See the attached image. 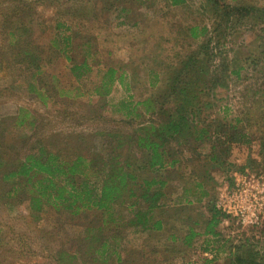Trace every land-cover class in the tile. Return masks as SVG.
<instances>
[{
    "label": "rangeland",
    "instance_id": "374dc122",
    "mask_svg": "<svg viewBox=\"0 0 264 264\" xmlns=\"http://www.w3.org/2000/svg\"><path fill=\"white\" fill-rule=\"evenodd\" d=\"M226 7L264 11V0H185L179 6L171 0H0V264H231L235 253L264 259V224L242 229L220 217L215 233L207 232L222 187L247 168L264 175V14L229 10L224 23ZM193 27L207 28L208 35L193 40ZM192 54L208 72L200 89L213 73L227 88L203 95L207 136L200 138L206 126L196 121L177 150L179 165L152 170L146 151L128 138L142 134L141 124L152 116L142 104L158 97L170 66ZM75 65L91 71L77 80ZM109 70L116 72L114 83ZM39 143L62 151L65 160L121 155L135 181H128L113 217L36 213L24 192L10 193L13 180L4 182L2 173L36 153ZM211 167L210 199L198 203L190 185ZM162 180L171 185L162 192L177 197L159 202L147 228L133 226L148 209L139 197L144 183L155 181L154 192ZM192 229L197 236L188 246ZM118 233L116 253L110 247L104 260H86L85 252L99 248L92 236L114 244Z\"/></svg>",
    "mask_w": 264,
    "mask_h": 264
},
{
    "label": "trees",
    "instance_id": "16d2710c",
    "mask_svg": "<svg viewBox=\"0 0 264 264\" xmlns=\"http://www.w3.org/2000/svg\"><path fill=\"white\" fill-rule=\"evenodd\" d=\"M171 1L175 6L185 3V0ZM229 10H236L237 14L242 12L246 15L252 14V12L264 14V11H258L254 7L246 9L226 7L224 23H229L231 20ZM190 33L191 38L196 41L207 36L208 30L207 28L193 27L190 29ZM211 42L212 40L209 39L204 48H208ZM200 64L201 61L197 54L187 56L180 64H176V62L172 64L169 68L167 83L158 97L152 99L150 103L147 100L142 104L146 107V114L152 116L141 124L143 129L140 136L128 139L129 143L132 142L136 148L146 151L147 163L152 170H162L178 165L179 160L176 156L179 151L177 150L181 147L183 135L189 129L192 131V127H196L200 123L206 126L201 129V139L209 133L206 119H202L200 108V104L209 106V103L203 102V95H207L208 91L212 92L217 88H227V81L213 73L208 78L206 88L204 86L200 89L201 76H206L204 74L208 73L201 66L197 67ZM196 68L199 72L194 71ZM90 71L86 65H75L71 69L72 75L77 80L84 79ZM108 74L110 83H114L116 72L109 70ZM232 74L238 75V73ZM157 82L158 79L153 85L155 86ZM104 86L103 88H106V85ZM157 117L161 118L157 120ZM161 119L162 121H160ZM196 121L199 123L195 124ZM188 135L186 136L188 137ZM185 140H187L186 137ZM174 143L178 147H172ZM123 144L121 142L122 146ZM38 147L36 153L24 157L15 170L2 173L4 182L13 180L14 185H12L10 193H15L17 196L24 192L29 197L30 208L33 212L42 213L51 209L68 212L72 216L96 212L102 213L104 217L108 215L113 217L112 211L123 198L128 181H135L132 174L124 171V167L128 163L119 160L121 155L111 154L108 159H104L97 155L90 157L88 153L79 154L77 157L75 155L71 160H65L61 156L62 151H49L42 143H39ZM144 185L146 186L139 197L148 205V209L139 213L140 216H136L137 221H132L131 224L147 228L150 217L160 205L159 202L163 199L164 194L160 189L152 191V185H156L155 181L144 183ZM12 194H9V197H12ZM134 197L135 195L131 193L129 198ZM220 217L224 218L214 209L213 218L208 225V234L215 233V229L220 223ZM103 221L102 225L106 227L109 220L104 218ZM111 222H115V220L112 218ZM162 226L163 223L157 222L154 227L160 230ZM119 235L120 233L111 237L114 244L109 243L110 239L101 238V235L97 238L92 236L93 241L99 244V248L95 249L93 253L90 250L85 252L86 260L93 263L104 260L110 247L115 249L116 253L117 245L121 242ZM196 236L197 234L192 229L190 235L185 238V244L190 246ZM175 239L177 240V238ZM233 257L235 260L231 264H264V259L257 261L253 253L245 254L244 258L235 253ZM119 261L123 263L120 258Z\"/></svg>",
    "mask_w": 264,
    "mask_h": 264
},
{
    "label": "built area",
    "instance_id": "2783aa9c",
    "mask_svg": "<svg viewBox=\"0 0 264 264\" xmlns=\"http://www.w3.org/2000/svg\"><path fill=\"white\" fill-rule=\"evenodd\" d=\"M216 210L235 221L242 229H255L264 224V175L247 168L234 175L229 186H223Z\"/></svg>",
    "mask_w": 264,
    "mask_h": 264
},
{
    "label": "crops",
    "instance_id": "0c3cea01",
    "mask_svg": "<svg viewBox=\"0 0 264 264\" xmlns=\"http://www.w3.org/2000/svg\"><path fill=\"white\" fill-rule=\"evenodd\" d=\"M213 152V151H212ZM209 154V153H208ZM215 156L213 155L212 153V158H211V162H215ZM179 165V164H178ZM214 176H216L214 174V169L211 167L210 171H206L203 173V180H199L197 177H196V174H195V177L193 178V184L190 185V189H193V192L192 193H189L188 191V194L189 196L195 194V198L197 200L198 203H204V202H207L209 199H210V190L213 188L214 186ZM170 183L166 180H162L159 182V185H157L159 187V189H163L165 188V190L167 189H171V185H169ZM173 190V189H172ZM171 190V191H172ZM197 192V193H196ZM163 194H164V197L162 200H166V199H174L176 198L177 196L173 194V192H171L170 194L163 191ZM161 200V201H162ZM157 222H161L163 223V221L161 220H158Z\"/></svg>",
    "mask_w": 264,
    "mask_h": 264
}]
</instances>
